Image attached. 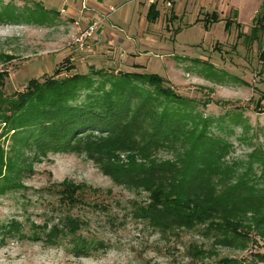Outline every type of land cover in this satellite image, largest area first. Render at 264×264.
<instances>
[{"label": "rangeland", "instance_id": "rangeland-1", "mask_svg": "<svg viewBox=\"0 0 264 264\" xmlns=\"http://www.w3.org/2000/svg\"><path fill=\"white\" fill-rule=\"evenodd\" d=\"M81 1L0 0L1 95L51 77L67 58L80 74L105 66L103 71L117 75L130 68L126 72L158 75L186 98L193 122L207 119L210 134L230 146L229 164H244L252 152H264V23L260 30L256 23L264 14V0H171V8L154 0L158 17L146 19L156 23L160 15L164 20L149 34L157 44L139 45L134 56L125 52L127 47L121 54L116 45L109 63L92 60L106 49L92 43L97 33L82 49L74 43L87 26L79 27L77 18L72 23L67 9L76 4L81 10ZM122 27L129 36L136 34L134 26ZM254 27L258 40L252 41ZM2 133L0 127L5 152H18L15 147L10 151V134ZM19 156L17 183L0 195V264H264L251 255L263 251L260 245L223 247L206 225L164 232L152 226L138 211L148 194L115 183L84 153L42 155L23 149ZM175 156L163 150L155 160ZM119 158L126 161L125 155ZM252 167L259 173L258 163ZM62 185L97 192L85 190L81 201L71 204Z\"/></svg>", "mask_w": 264, "mask_h": 264}, {"label": "trees", "instance_id": "trees-1", "mask_svg": "<svg viewBox=\"0 0 264 264\" xmlns=\"http://www.w3.org/2000/svg\"><path fill=\"white\" fill-rule=\"evenodd\" d=\"M157 3L150 4L148 21L158 17ZM210 17L212 22L215 14ZM256 23L262 29L264 14ZM259 30L252 28V41ZM70 59L51 77L29 81L24 91L0 94L2 135L10 134V151L19 150L8 155L0 144V195L17 183L21 150L45 155L73 149L115 183L146 192L149 201L138 211L162 232L206 225L223 247L260 245L263 251L251 255L264 263V152H252L244 164H229L230 146L210 134L207 119L193 122L185 110L187 99L165 79L126 71L75 73ZM163 150L173 151L175 158L155 160ZM85 190L97 192L62 185L71 204L80 202Z\"/></svg>", "mask_w": 264, "mask_h": 264}, {"label": "crops", "instance_id": "crops-1", "mask_svg": "<svg viewBox=\"0 0 264 264\" xmlns=\"http://www.w3.org/2000/svg\"><path fill=\"white\" fill-rule=\"evenodd\" d=\"M144 1L145 0H82V12L78 9L76 4L67 9V14L71 17L70 21H72V23L76 18V20H80L79 27H81L80 24L85 27L92 22H99V25L94 32V34L97 33L98 40H90L92 43L95 41V46L99 43V46H102V48L105 47L106 49L104 50L107 51L101 53V56L95 55V58L93 57L92 60L101 57L106 60V63H109L108 58L109 56H112L111 48L116 45L119 47V50H121V54H124V50L121 49V47H127L125 48V52L128 55L134 56L139 45L156 43V40L152 39L149 34L160 29L164 25V20L159 15L156 23H148L146 14L152 2L150 3V0H146L148 7L145 10V7L143 6ZM157 4L156 6H158ZM200 9H203V7H200ZM136 13H139L137 19H135L137 15ZM76 23L77 22L75 21L74 25H76ZM122 23L129 28L134 26V32H136V34L133 33L134 35L132 34V36H129V33L127 32H130V30L127 29L128 31H125L122 27ZM135 23L137 24L135 25ZM120 32L123 33V36L120 35ZM89 68L90 69L88 70L90 71L92 66ZM103 70L107 71L108 69H105L104 66ZM125 70H130V68H126Z\"/></svg>", "mask_w": 264, "mask_h": 264}, {"label": "built area", "instance_id": "built-area-1", "mask_svg": "<svg viewBox=\"0 0 264 264\" xmlns=\"http://www.w3.org/2000/svg\"><path fill=\"white\" fill-rule=\"evenodd\" d=\"M166 3V6L171 8L172 2L171 0H163ZM153 2V0H150V3ZM84 8V7H83ZM99 25V22H92L87 26V28L80 33L79 37L75 39V44L79 49L84 48V43L87 39H90L92 35L94 34L97 26Z\"/></svg>", "mask_w": 264, "mask_h": 264}]
</instances>
